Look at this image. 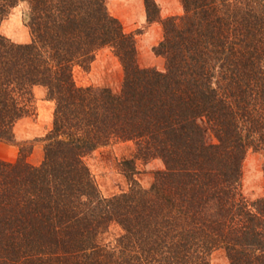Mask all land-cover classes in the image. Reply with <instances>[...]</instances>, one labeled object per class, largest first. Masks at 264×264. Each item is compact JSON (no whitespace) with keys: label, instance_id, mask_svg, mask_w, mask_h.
I'll return each instance as SVG.
<instances>
[{"label":"trees","instance_id":"trees-1","mask_svg":"<svg viewBox=\"0 0 264 264\" xmlns=\"http://www.w3.org/2000/svg\"><path fill=\"white\" fill-rule=\"evenodd\" d=\"M185 13L162 19L160 71L142 67L135 33L107 0H0V140L35 116L34 88L56 103L41 165L0 159V264H264V197L241 190L250 150L264 151V0H181ZM29 7L32 42L1 33L10 11ZM110 47L124 69L120 92L80 87ZM206 120L215 142L207 139ZM133 142L122 162L129 192L106 198L85 163L98 148ZM162 159L149 189L137 162ZM112 224L123 234L104 243Z\"/></svg>","mask_w":264,"mask_h":264},{"label":"rangeland","instance_id":"rangeland-1","mask_svg":"<svg viewBox=\"0 0 264 264\" xmlns=\"http://www.w3.org/2000/svg\"><path fill=\"white\" fill-rule=\"evenodd\" d=\"M162 19L181 16L185 13L181 0H155ZM109 12L118 18L128 33H135L142 67H152L160 71L166 68V60L156 54L155 48L163 40L161 22L148 21L145 0H107ZM29 7L21 3L13 8L1 25V33L15 43L32 42V34L27 23ZM74 77L80 87H108L120 92L124 82L123 66L110 47L97 52L88 70L75 66ZM35 116L21 119L14 128V141L0 140V159L15 163L21 157L36 166L44 160V139L53 128L56 103L47 99V90L42 86L34 88ZM208 141L215 142L206 120L201 119ZM135 152L133 142H119L98 148L85 157L101 194L111 198L129 192L132 183L122 168V162ZM162 159L137 162L135 180L143 188L149 189L155 181L156 173L165 170ZM241 190L244 198L254 202L264 197V151L250 150L243 163ZM123 234L118 224H112L103 235L104 243L115 241ZM211 264H231L224 249H218L210 257Z\"/></svg>","mask_w":264,"mask_h":264}]
</instances>
